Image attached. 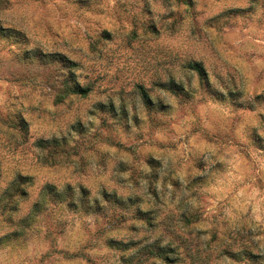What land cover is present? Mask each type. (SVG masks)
Returning a JSON list of instances; mask_svg holds the SVG:
<instances>
[{"label": "rangeland", "instance_id": "374dc122", "mask_svg": "<svg viewBox=\"0 0 264 264\" xmlns=\"http://www.w3.org/2000/svg\"><path fill=\"white\" fill-rule=\"evenodd\" d=\"M0 264H264V0H0Z\"/></svg>", "mask_w": 264, "mask_h": 264}, {"label": "trees", "instance_id": "16d2710c", "mask_svg": "<svg viewBox=\"0 0 264 264\" xmlns=\"http://www.w3.org/2000/svg\"><path fill=\"white\" fill-rule=\"evenodd\" d=\"M188 67H190V68H192L193 70H195L198 74H202L203 72H202V67H201V65H200V63H198V62H189L188 63ZM71 90V89H70ZM86 90V89H85ZM72 92H80V93H82V94H84L85 93V91H84V89H74V90H71ZM156 255H159V256H166V252L164 253V252H157V253H155Z\"/></svg>", "mask_w": 264, "mask_h": 264}]
</instances>
